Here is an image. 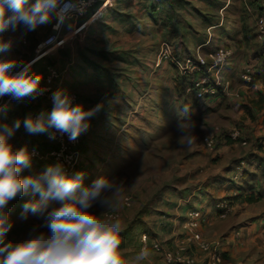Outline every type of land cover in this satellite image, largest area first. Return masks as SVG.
Here are the masks:
<instances>
[{"label": "rangeland", "instance_id": "1", "mask_svg": "<svg viewBox=\"0 0 264 264\" xmlns=\"http://www.w3.org/2000/svg\"><path fill=\"white\" fill-rule=\"evenodd\" d=\"M170 1L154 0L151 6H147V9H152L153 13L146 16L142 24L137 23L136 25L140 26L143 32L140 28L126 25L117 34H113L115 42L108 49L109 56L115 58L117 54L124 52L122 57L125 60L110 68L115 72L132 71L130 72L131 77L135 82L132 83L136 84V87L137 83L140 84V90L134 89L132 83L129 87H124L126 91L124 96L131 103L126 104V108L120 115L119 128L113 130L122 142L121 148L112 155L102 153L110 156L101 158L98 148H106L101 144L106 140L98 143L95 146L96 150L92 144L93 150L92 154L88 155L89 160L84 159L81 168L76 172L86 173L85 186H90L101 176L116 177L125 183V202L123 206L114 209L112 214L121 218L127 225L122 238L130 249L134 251L140 249V237L143 233L148 234L152 241L161 243L166 248L176 249L177 243L185 234L184 224L187 212L195 208L193 203H201L203 199H206V204L211 207L209 212L203 213L198 233L211 247L222 253V264H247V256H243L242 253L246 251L248 243L243 242L247 241L253 233L254 236L260 233L264 235V224L260 222H257L256 229H248L254 227L253 223H256L255 219L251 218L264 213V200L258 205L256 203L250 205L251 207L243 206L241 203L234 206L230 203L227 204L226 210H220L217 204L223 200L214 202L210 193L216 194V189L211 185L212 180L209 179H213L214 182L215 178H220L218 173L220 165L225 167L226 161L238 157L240 153L233 148L225 155L219 152L221 136L230 137L232 133L238 131L242 137L241 128L244 125L241 122L245 120L247 114L257 119L261 126L264 125L262 120L264 114L256 113L252 116V111L248 106L256 103L260 95L254 98L255 94L249 96L244 92V89L248 91L255 89L256 91L262 90L264 93V76H257L258 80L254 79L253 84L249 85L241 81L243 71L255 62L259 72L264 68L262 51L264 43L260 44L256 42L257 40H253L256 36L252 34H248L246 38L245 33L240 31L241 27L235 31L233 29L236 26L228 25V22L235 23L236 21H240L241 25L243 22L248 25V21L253 24L249 17L252 14L254 16L259 14V5L264 0H258L259 2L254 0H191L190 2L180 0L177 3L178 6L180 4L187 7L181 12H177L175 7L174 14H170L171 10L165 8L169 6ZM115 2L117 0L111 1V7H115ZM132 2L135 3L132 4L135 8L138 0ZM244 2L247 4L244 5ZM168 15H172L176 22L168 21ZM149 18L156 20L151 22ZM22 32L23 29L14 36L20 45L19 49H26V35L24 34L21 38ZM32 33L33 38L38 40L37 45L49 36L45 25ZM77 35L72 33L68 39L75 40L78 38ZM165 44L169 45L172 58L159 62L160 53ZM37 45L34 47L33 58L36 55L39 58L38 61L54 59L56 55L48 54L47 50H42L37 54L35 51ZM228 46L233 49V59L236 60L234 63V60L230 59L227 65L225 75L230 76L228 79L226 77L224 83L229 84L228 92L225 94L220 92L216 97L207 98L206 100L221 98V101L215 105L212 104L213 108L205 106L202 111L197 104L202 100L187 94V86L197 74L186 73L180 68L179 62L200 52L207 57L208 63H211L208 55L219 47L230 49ZM181 50H185L184 57ZM134 52H137L136 58L133 56ZM16 54L17 57L12 59L23 61L21 56H25L26 62L28 61L26 54L22 52ZM5 55L10 58L8 54ZM48 55L49 58H46ZM135 66L140 67L139 82H136L137 71L133 70ZM231 99L238 104L236 107L240 105L238 111L233 109L234 104L230 101ZM262 104L260 109L258 105L256 106L257 110L263 109L264 100ZM185 106L190 109L192 120L195 122L194 131L198 137L196 146L192 150H188L176 141L179 136L177 132L180 119L178 110ZM238 114H241L240 118ZM100 135L104 139L106 132L101 131ZM210 136L214 137L216 142L214 151L208 150L205 146V138ZM246 140L245 146H248L255 140L262 143L264 137L255 139L248 136ZM88 142L91 141L87 138L85 145H88ZM235 142L237 146H240L237 141ZM245 146L241 145L243 148ZM247 160L248 158L241 160L245 161L244 166H240L241 161L230 165L229 170L233 175L236 174L238 167H243V178L229 179L230 183L240 185L247 179L246 173L248 169H251ZM255 165H258V169L263 167L261 163ZM204 186L208 187L207 190ZM200 187L201 190H199ZM204 191H207V194ZM23 205L9 211L11 220L15 222L8 234L10 241H22L28 238L33 230L47 232V229L41 226L43 224L41 218L36 216L21 218ZM95 211L101 212L105 209L97 205ZM253 242L260 245L257 241ZM262 244H264L263 241ZM233 245L238 249H243V246L244 250L236 251ZM191 251L189 253L197 257L199 262L204 260L206 254L199 249ZM162 260L161 256L153 252L150 264H162ZM258 260L264 262V256H258ZM128 264H131V261ZM144 264H149V262H144Z\"/></svg>", "mask_w": 264, "mask_h": 264}, {"label": "clouds", "instance_id": "2", "mask_svg": "<svg viewBox=\"0 0 264 264\" xmlns=\"http://www.w3.org/2000/svg\"><path fill=\"white\" fill-rule=\"evenodd\" d=\"M83 12L81 0H0V98L14 100L36 98L48 89L44 76L32 70V62L8 58L5 54L17 38H5V33L27 32L56 21L59 28L73 11ZM108 97L93 107L76 102L67 89H57L51 95L50 112L31 114L11 124L5 122L7 105L0 104V264H144L153 249L147 245L138 251L130 249L122 234L127 225L112 212L125 202V183L116 177L101 176L85 186L86 173L69 174L62 163L51 164L36 175H21L31 168L33 154L27 146L19 149L10 142L23 126L30 134H57L75 140L91 127V117L104 108ZM179 136L176 141L192 150L197 143L195 122L190 109L178 110ZM38 194L39 199L23 205L22 219L36 216L47 232L33 233L22 241H10L8 234L15 222L11 220L9 202L18 195ZM99 205L105 211H95ZM162 264H172L167 254Z\"/></svg>", "mask_w": 264, "mask_h": 264}, {"label": "crops", "instance_id": "3", "mask_svg": "<svg viewBox=\"0 0 264 264\" xmlns=\"http://www.w3.org/2000/svg\"><path fill=\"white\" fill-rule=\"evenodd\" d=\"M111 1L112 0H99L98 3L90 10L88 15L84 17L69 19L60 29H55V20L52 21L51 24L45 25L49 35L51 33H57L60 40L62 39L64 41L62 44L63 46L60 45L56 50L52 51V53H48L52 56L56 55L54 56V59H48L47 61H38L36 60V55H34L35 58H33L34 47L37 45L38 40L33 38L32 31L25 34L27 42H25L26 49H19L20 45L16 42L14 46L9 50V52L6 53L10 58H16L17 52L26 54L28 56L27 62H32L33 60L36 61V63L34 64V72L42 74L43 76L45 75L47 65L54 64L63 72L61 88L67 89L69 91H75L79 96V103L85 104L86 107H93L104 97H108V99L104 103V108H102L98 113L91 117L90 129L87 132L81 134L83 143L82 148L84 147L82 149V164L84 159L88 158L89 160L88 155L92 154L93 145L95 148V146L98 143L103 142V140L106 141L101 144H103L102 146L106 148H98V151L101 153V158H106L107 156L112 155V153L117 152L118 149L121 148L122 142H120L118 136L113 133V130L119 128L118 126H120L119 124L121 122L120 115L122 114L126 106L131 103V101L127 100V98L124 96L126 95L124 87H129V85H131L130 83L134 82V79L133 77H131L132 75L130 72L132 71L115 72L114 69L110 68V66L114 67L116 64L122 63L123 60H125V58L122 57L125 53H119L117 54V57L114 58L109 56L108 49L115 42L113 41V34H117L126 25L140 28V26H136L137 23L142 24L143 20H145V17L153 13L152 9H147V6H151L150 4L154 0H138V4L136 3L135 8L132 7V4H135L134 2H132L133 0H117V2H115L114 8L111 7ZM179 1L180 0H171V3L169 2V6L165 7L166 9L169 8L171 10L170 14H174L175 7L177 9V12H181L185 9V7H187L180 4L178 6L177 3ZM186 1L190 2L191 0ZM246 4L247 3L244 2V5ZM168 16V21L174 20L176 22V20L173 19L172 15ZM249 18L252 19L253 24H251V21L250 23L248 21L247 25L242 21L244 25H241L240 21H236L235 23L228 22V25L231 24L233 26H236L233 29L235 31L239 30V27H241L240 31H242V33H245L246 38H248V34H252L255 36L257 16H254L252 14ZM150 20L151 22H155L156 19ZM140 31L143 32L142 29ZM72 33L78 34V38H76L75 40H73L72 38L68 39V36H70ZM14 34L15 33L8 32L6 33L5 38H13L15 37ZM253 40H256V38ZM186 47H188V45H186ZM185 50H181L183 57L186 55ZM262 51H264V49H262ZM136 55L137 52H134L133 56L135 58ZM21 58H23V61L27 63V58L25 56H21ZM46 58H49V55ZM233 60L235 63L236 60ZM44 63L46 64V66ZM139 68V66H135L133 68L135 72L137 71L136 82H139L138 80L140 79V75L138 73ZM229 76V74L226 75L227 79L229 78ZM134 83H132L133 88L138 89L139 91L140 84L137 83L136 87V84ZM244 92H246V94L249 96L255 94L256 97L254 98H257V96L260 95L258 96L259 98L256 103L248 105L252 111L251 115L254 116V114L256 113L264 114V106L262 107V110H257L256 108V106L258 105L260 109V107L263 105L262 101L264 100V93L262 92V90L256 91L255 89H253L252 91H248L247 89H244ZM5 98L6 95L3 98H0V104L7 105V115L5 118V122L9 124L17 119L22 120L29 114L35 116L38 113L50 112L52 108V105L47 99H40L37 97L34 99L26 98L18 100L14 103L6 104ZM220 101L221 98H215L202 100L197 102V104H199V109L203 111L205 106H210V108H213L212 104L215 105ZM230 101L234 104L233 109L235 111H238L240 105L239 107H236L238 106V104L235 103L236 101L234 102L233 99H231ZM240 116L241 114H238V118H240ZM244 119L245 120L241 122L242 125H244V127L241 128L242 137L240 139V142H238L240 146H237V143L233 141L228 135L220 137L221 147L218 150L219 152L221 151L225 155L226 152L228 153L229 150L233 148L238 150L240 153L238 157H234V159H229V161H226L225 167L220 165L218 171L220 178H215L214 182L213 179H209L212 180L213 184L211 185L215 186L214 189H216V194L210 193L213 196L214 202L226 200L232 203L234 206L238 205L239 203H241L243 206H250L254 205V203L258 205L264 200V153L259 150V143L256 140L253 141V143L250 142V144H248L249 147H241V141H247L246 139L248 136L255 139L264 137V125L261 126V124L258 123L257 119H254V117H251L249 114H247V117H245ZM262 120L264 121V116ZM101 131L106 132V136L104 139L103 136L100 135ZM106 137L108 138L106 139ZM87 138L91 142H88V145H85ZM10 142L17 149L24 146H27L29 151L32 148H39L43 152V154L48 153V151L52 149V144H50L47 139V133L30 134L25 130L23 126H21L16 131ZM102 153H110V155ZM244 158H248V166L251 167V169H248L249 171L246 173L247 179L244 182L240 183V185L237 183H230L229 179L234 180V175L229 170L230 165L233 163H237ZM81 163L79 168H81ZM256 163H261L263 167L261 169H258V165H255ZM51 164L54 163L50 157L34 159L31 168L24 170L21 175L27 176L39 174ZM204 187L206 188L205 190H207L208 187ZM201 189L202 188L200 187L199 190ZM204 192H206L205 194H207V191ZM34 197H36V199H39V195L32 193L31 190H29L27 194L18 195L9 202V211L13 210V208H18L29 200H33ZM252 198L254 200L249 201V199ZM205 200L203 199L201 203H193V205L195 206L194 209H200L204 214L206 212H209L211 206L209 204L207 205V201L205 202ZM251 219H255L256 223H253L254 227H249L248 229H256V225L258 226L257 222L264 224V213H259V215H256V217H252ZM253 234H249V239L243 242L248 243L246 251L244 250L243 246V249H238L235 245L233 246L236 251L244 250V253H241L243 256H247V264H264V262L262 261L259 262L260 260L257 261L258 256H264V244H262V241L264 243V235L263 233H260L257 236H254ZM253 241H257V243H259L260 245L255 244ZM246 246L247 245H245V247ZM230 251L227 252L230 253Z\"/></svg>", "mask_w": 264, "mask_h": 264}, {"label": "built area", "instance_id": "4", "mask_svg": "<svg viewBox=\"0 0 264 264\" xmlns=\"http://www.w3.org/2000/svg\"><path fill=\"white\" fill-rule=\"evenodd\" d=\"M99 0H81L82 5L84 6L83 12L73 11L70 14L69 19L84 17L89 14L90 10L98 3ZM67 19V20H69ZM66 20V21H67ZM65 21V22H66ZM64 22V23H65ZM64 23L55 29H60ZM56 24V23H55ZM255 36L258 43H264V2L261 5L259 14L257 15L256 20V29ZM63 40L59 38L57 33H51L47 38L37 45L36 53L39 54L42 50H47V53H52L60 45L63 44ZM233 50L226 47H219L214 52L210 53L208 56L211 59V63H208L207 57L200 54V52L195 53V56L188 57L179 62L180 68L186 73L197 76L193 79L191 83L187 86V94L193 95L196 99L206 100L210 97H216L220 92L225 94L228 92V83L226 81L227 74V65L229 60L233 59ZM170 47L165 44L164 48L160 53L159 62L163 60H170ZM39 58H36L38 60ZM35 60L32 61V70L34 71ZM192 68V70H190ZM257 74L256 62L251 67L243 71L241 75V81L245 84H253L254 77ZM63 79V72L56 67L54 64H49L46 67L43 86L48 90L37 98L47 99L52 105L51 95L57 89H61ZM76 98V102L79 103V96L76 92L70 91ZM18 100L12 99L10 96L6 95L5 102L6 104L14 103ZM38 113L37 115H39ZM35 115V116H37ZM230 138L234 141H240L241 135L240 132L235 131L230 135ZM47 139L50 144H52V149L48 153L43 154L39 148H32L29 152L33 154L34 159H41L45 157H50L53 163H62L69 174H73L77 171L78 166L81 163L82 158V139L81 135L75 140H69L66 135L57 134L56 139H50L47 134ZM241 144L245 146L247 141H241ZM264 145V141L262 142ZM205 146L208 150L214 151L216 148V142L214 137L205 138ZM245 162H240V166H244ZM243 167H238L237 172L234 175V179L240 180L243 177ZM226 200L217 204V208L220 210L227 209ZM114 215V214H113ZM203 218V212L199 209L189 210L186 214V220L184 224L185 234L182 239L177 243V247L174 250L166 248L164 245L158 242L152 241V238L143 233L140 237L141 247L147 245L152 248L154 252L160 254L164 258L167 254L172 256V264H222L223 257L222 253L217 249L211 247V245L206 242L202 236L198 233L201 226ZM192 249H199L205 255L203 261L199 262L196 258L190 253ZM190 251V253H189Z\"/></svg>", "mask_w": 264, "mask_h": 264}, {"label": "trees", "instance_id": "5", "mask_svg": "<svg viewBox=\"0 0 264 264\" xmlns=\"http://www.w3.org/2000/svg\"><path fill=\"white\" fill-rule=\"evenodd\" d=\"M255 2H259L258 0H254ZM264 2V1H263ZM262 2V3H263ZM262 3H261V5H262ZM261 5H259L260 7H259V10H260V8H261ZM167 20H169V16L167 17ZM229 47V46H228ZM229 48H231V47H229ZM232 49V48H231ZM233 50V49H232ZM263 54H264V51H263ZM257 72H259L258 71V69H257ZM257 76H264V68L263 69H260V72L258 73V74H256L255 75V77H254V79L255 80H258L257 79ZM190 97V96H189ZM82 139V138H81ZM234 141V140H233ZM238 142H240V141H238ZM83 144V143H82ZM53 147V146H52ZM259 147H260V149H261V151H263L264 152V145L261 143V142H259ZM259 149V150H260ZM81 151H82V145H81ZM241 162H245V161H241ZM79 167H80V165L78 166V168L77 169H79ZM236 197V196H235ZM254 199L252 198V199H249V201H253ZM228 202V201H227ZM229 204H230V202H228ZM200 210V209H199ZM200 211H202V210H200ZM203 212V211H202ZM151 237V236H150ZM140 248H141V243H140ZM154 252V251H153ZM154 253H156V252H154ZM157 254V253H156ZM157 255H159V256H161L160 254H157ZM162 257V256H161Z\"/></svg>", "mask_w": 264, "mask_h": 264}]
</instances>
